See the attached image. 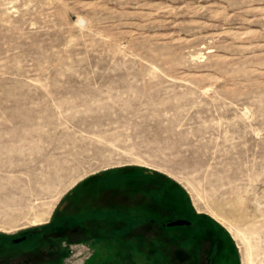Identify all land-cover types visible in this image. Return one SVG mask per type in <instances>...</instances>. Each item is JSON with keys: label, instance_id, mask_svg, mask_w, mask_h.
I'll use <instances>...</instances> for the list:
<instances>
[{"label": "rangeland", "instance_id": "obj_1", "mask_svg": "<svg viewBox=\"0 0 264 264\" xmlns=\"http://www.w3.org/2000/svg\"><path fill=\"white\" fill-rule=\"evenodd\" d=\"M135 170L221 226L232 264H264V0H0V240L48 226L89 187L108 221L120 188L172 230L121 232L126 248L143 240L127 257L101 221L59 264H154L150 241L185 232L173 254L190 253L188 216L116 181Z\"/></svg>", "mask_w": 264, "mask_h": 264}, {"label": "flooded vegetation", "instance_id": "obj_2", "mask_svg": "<svg viewBox=\"0 0 264 264\" xmlns=\"http://www.w3.org/2000/svg\"><path fill=\"white\" fill-rule=\"evenodd\" d=\"M117 195L114 198L111 209L103 210L104 214L113 213L119 218H115L112 227L108 221L100 219V198L95 199L94 196L88 197L91 194V187L88 191L79 189L72 192L60 205L56 215L50 224L46 227L36 230L21 232L17 236L11 238L4 237L0 240V264H59L61 258L66 251V245L69 243H96L100 238V232H104L100 223H104V229H111L112 233L125 232L129 234L130 230H124L122 226V218L130 217L126 214V210L135 211L137 206L130 204L129 194L126 196L121 189H118ZM81 193V194H80ZM99 196V191L93 195ZM136 194L133 195L135 199ZM128 204L126 210L123 207ZM148 206L152 204L148 200ZM124 204V205H123ZM130 204V205H129ZM161 215V214H160ZM153 218L151 215L149 216ZM157 218V217H156ZM164 219L162 217H158ZM106 235V234H103ZM4 246H6L4 248ZM2 247V248H1ZM203 250V249H202ZM208 250H204L202 254L201 264H209ZM205 259V260H204Z\"/></svg>", "mask_w": 264, "mask_h": 264}, {"label": "trees", "instance_id": "obj_3", "mask_svg": "<svg viewBox=\"0 0 264 264\" xmlns=\"http://www.w3.org/2000/svg\"><path fill=\"white\" fill-rule=\"evenodd\" d=\"M136 174L138 175L136 176ZM116 181H119L122 184L125 183L126 188H129V186H131L130 189L131 188L132 189L130 191L134 192L136 195L141 194L142 196H146V192H153L156 196L159 197V199L161 198L160 199L161 201H166L170 207H173V209H175L174 211H178L179 213L182 212L183 217L188 216V218H190L189 222L191 223L192 227L198 226V230L196 234L192 235V237L188 235V237H190L188 239L190 248L188 247V249L186 250H188L190 253L187 252V254H183L182 252H178L177 254H173L175 251V247L177 248L181 247L182 239L185 240L187 238L186 237L187 233L185 232L183 238H181L180 235H177V236H174V239L172 241H169L168 243L162 244L161 241H150L152 244V247H156V249L153 252L154 257L152 256L148 258V261H152L154 262V264H159V256H160V253H161L160 250H161L163 251L165 255L164 261L166 260V264H176L175 263L176 258L184 260L183 263L185 264H201L200 263L202 260V256H201L202 247L201 246L206 241L210 244V250L207 253L208 261L210 262V264H222L221 263L222 260H225V263L227 264H232V262L236 258V250H235V245L232 239L230 238L229 234L226 231H224L223 228L219 226L214 220L208 217L196 216V215L192 216L190 212H189L190 214L189 215L186 212L188 203L181 191L168 187L164 183H160V182L157 183L156 179L152 178V175H147L145 172H142L140 170L131 171L130 173H122L121 176L119 177V180L117 179ZM126 184L127 185L129 184V185L127 186ZM147 185L148 186L151 185V187L148 188ZM144 186L148 188V191H145V190L142 191L143 190L142 187ZM101 190H104V189L102 188ZM101 190L99 188V191ZM142 192H145V193L142 194ZM148 196L149 195H147L146 198ZM151 196H153V194ZM148 200H149V197L147 198V201ZM147 201L145 200V202L141 204V205H144V210H141V209L139 210L137 209L138 208L137 207L136 210H138V212L134 210L130 212L129 211L126 212V214L130 217H127L125 219L122 218L121 228L128 231L130 229L136 228L141 223H144V224L149 223V225L151 226L156 225L159 228H161L164 234L168 233L169 230H172L168 226L165 227L163 223L165 219L158 218L161 215L159 214L158 211H155L153 207L148 206ZM150 215L153 217L152 219L149 217ZM115 218H116V215H114L113 213L109 214L107 218L109 222V226H112V223L114 222ZM129 236H127L128 239H129ZM103 237L104 239L107 238L105 241H107L108 244L113 243L115 240H117L119 243H121V245H123V247L124 245H126V241H128L125 238L126 234H122L121 232L120 234L113 232V233H110L109 235L108 234L103 235ZM129 240H130L129 241L130 243L129 242H128L129 244L127 243L128 244L127 248L125 246L123 249L124 255H126L127 257H129L130 254H134L131 252V251H134L131 249V247L132 248L135 247L134 242L143 241L138 236H135V237L132 236V238ZM66 253L67 252L65 251L63 254V257L66 255ZM112 258H113L112 261H116V260L119 261L120 259V257L118 258L116 255L112 256ZM169 258H172V259L170 260ZM168 259L170 260V262L167 261Z\"/></svg>", "mask_w": 264, "mask_h": 264}, {"label": "water", "instance_id": "obj_4", "mask_svg": "<svg viewBox=\"0 0 264 264\" xmlns=\"http://www.w3.org/2000/svg\"><path fill=\"white\" fill-rule=\"evenodd\" d=\"M189 222L187 221H177V222H174L173 224H170L171 226L173 225H176V224H188Z\"/></svg>", "mask_w": 264, "mask_h": 264}, {"label": "bare ground", "instance_id": "obj_5", "mask_svg": "<svg viewBox=\"0 0 264 264\" xmlns=\"http://www.w3.org/2000/svg\"><path fill=\"white\" fill-rule=\"evenodd\" d=\"M12 151L14 152V150H12ZM15 152H16V151H15ZM15 154H16V153H15ZM13 157L15 158L14 155H13ZM18 157H19V156H18ZM19 158H20V157H19ZM19 158H18V159H19ZM15 160H16V159H15ZM46 216H47V215H46ZM48 217H49V216H47V218H46V217H45V218L48 219ZM43 219H44V218H43ZM81 249H82V248H81ZM82 252H83V250H82Z\"/></svg>", "mask_w": 264, "mask_h": 264}, {"label": "clouds", "instance_id": "obj_6", "mask_svg": "<svg viewBox=\"0 0 264 264\" xmlns=\"http://www.w3.org/2000/svg\"><path fill=\"white\" fill-rule=\"evenodd\" d=\"M78 255H82V253H80V254H78ZM79 264H83V262H82V261H80V262H79Z\"/></svg>", "mask_w": 264, "mask_h": 264}, {"label": "built area", "instance_id": "obj_7", "mask_svg": "<svg viewBox=\"0 0 264 264\" xmlns=\"http://www.w3.org/2000/svg\"><path fill=\"white\" fill-rule=\"evenodd\" d=\"M75 247H78V246H75ZM76 251H77V249H76ZM79 251V250H78Z\"/></svg>", "mask_w": 264, "mask_h": 264}]
</instances>
